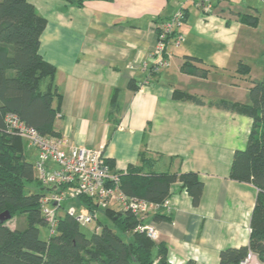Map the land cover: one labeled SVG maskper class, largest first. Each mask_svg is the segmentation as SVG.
Segmentation results:
<instances>
[{"label":"crops","instance_id":"crops-1","mask_svg":"<svg viewBox=\"0 0 264 264\" xmlns=\"http://www.w3.org/2000/svg\"><path fill=\"white\" fill-rule=\"evenodd\" d=\"M30 2L46 19L39 53L55 69L54 128L64 149L99 150L114 171H125L145 152L157 171L197 173L203 182L197 204L176 181L169 217H148L172 264H219L222 249L246 245L258 188L229 174L234 151L247 145L252 118L208 102H248V88L264 76V0H211L210 10L196 7V0ZM178 10L186 14L182 37L168 43V66L150 77L159 59L155 25ZM243 14L256 16L257 24L242 22ZM186 57L206 75L182 71ZM239 63L249 66L247 75ZM176 90L205 103L177 98ZM25 151L35 160L34 149Z\"/></svg>","mask_w":264,"mask_h":264},{"label":"trees","instance_id":"trees-1","mask_svg":"<svg viewBox=\"0 0 264 264\" xmlns=\"http://www.w3.org/2000/svg\"><path fill=\"white\" fill-rule=\"evenodd\" d=\"M81 2L76 0L77 4ZM185 17L183 11V22ZM240 20L250 26L258 22L256 16L245 14ZM162 22L155 25L156 34ZM45 24L46 19L30 0H0V213L8 210L9 219H16L14 228L6 223L9 219L0 222V264H172L167 259L166 245L135 230L138 221L129 212L113 206L99 207L95 198L82 193L60 205L62 213L58 214L54 233L45 239L40 237V227H48L41 211V198L52 187L46 188L38 181L34 161L29 160L25 151L26 144L8 128L5 115L15 114L44 136H60L54 128L59 112L53 102L60 97L54 82L55 69L39 53V38ZM179 34L178 28L172 30L164 39L165 48L156 55L166 57L168 43L176 41ZM194 60L186 57L181 70L204 77L206 71L193 66ZM155 66L148 70L150 77L159 72ZM238 71L247 75L249 66L239 63ZM174 96L205 103L202 97L179 90ZM248 97L245 103L225 99L208 102L252 118L247 145L234 151L229 176L258 188L248 243L222 249L219 264H237L248 250H253L264 264V76L252 82ZM115 106L116 91L110 98L109 111ZM104 160L113 170L112 161ZM116 172L124 192L160 204L168 199L170 185L176 181L191 195L193 204L199 202L203 191L197 173L157 171L155 160L145 152L139 153L138 161L125 171ZM32 181L43 190L26 192V183ZM69 205L91 212L94 218L101 212L109 223L96 217L97 223L87 235L68 214ZM151 216L156 220L169 217L162 206Z\"/></svg>","mask_w":264,"mask_h":264},{"label":"built area","instance_id":"built-area-1","mask_svg":"<svg viewBox=\"0 0 264 264\" xmlns=\"http://www.w3.org/2000/svg\"><path fill=\"white\" fill-rule=\"evenodd\" d=\"M195 6L210 10L212 2L196 0ZM182 23L183 11L178 10L160 24V31L156 34L154 55L165 48L166 36L175 28H179ZM181 37V34L177 35L175 42L178 43ZM169 57V52L166 57H159L154 69L161 70L168 66ZM5 122L9 129L14 130L22 138L28 148L36 151L35 175L44 187H52L41 198V211L47 221L49 234H53L57 226L60 205L66 199L75 198L82 193L95 198L99 207L113 206L129 212L138 221L135 230L157 240L158 230L148 217L161 206L169 212L168 199L160 204L124 192L120 187L119 174L111 170L99 150L85 146H72L69 150H65V140L62 137L44 136L35 127L25 124L12 113L5 115ZM77 211L78 208L74 206L67 208L68 214L73 216L79 225L93 221L94 216L91 212L85 211V214H79ZM237 264L262 263L253 250H248L245 257Z\"/></svg>","mask_w":264,"mask_h":264},{"label":"rangeland","instance_id":"rangeland-1","mask_svg":"<svg viewBox=\"0 0 264 264\" xmlns=\"http://www.w3.org/2000/svg\"><path fill=\"white\" fill-rule=\"evenodd\" d=\"M29 160H30V161H34V157H33V156H30V157H29ZM42 190H43V189L40 188V187L36 184L35 181L27 182V183H26V186H25V191H26V192H28V191H29V192H32V191H37V192H39V191H42ZM69 206H70V205H69ZM61 213H62V211H60V214H61ZM77 213H79V214H85V210L79 209V210L77 211ZM96 217H97L101 222H107V223H109V221L107 220V218H106L101 212H98L97 215H96ZM96 217L93 219V221H92L91 223L86 224V225H80L81 230H83L87 235H90V234L92 233V231H93V229H94V227H95V225H96V223H97ZM6 223H7L10 227L14 228V227L16 226V219H14V218H13V219H9V220L6 221ZM118 233H120V232L118 231ZM39 235H40V237L43 238V239L47 238V236L49 235L48 227H44V226L40 227ZM124 238L127 239V236H124Z\"/></svg>","mask_w":264,"mask_h":264},{"label":"water","instance_id":"water-1","mask_svg":"<svg viewBox=\"0 0 264 264\" xmlns=\"http://www.w3.org/2000/svg\"><path fill=\"white\" fill-rule=\"evenodd\" d=\"M10 218V213L8 210H4L0 213V222L5 221Z\"/></svg>","mask_w":264,"mask_h":264}]
</instances>
